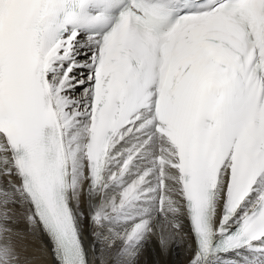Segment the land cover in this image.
I'll return each instance as SVG.
<instances>
[{"label":"snow or ice","instance_id":"1","mask_svg":"<svg viewBox=\"0 0 264 264\" xmlns=\"http://www.w3.org/2000/svg\"><path fill=\"white\" fill-rule=\"evenodd\" d=\"M18 205L53 264H264V0H0V264Z\"/></svg>","mask_w":264,"mask_h":264},{"label":"bare ground","instance_id":"2","mask_svg":"<svg viewBox=\"0 0 264 264\" xmlns=\"http://www.w3.org/2000/svg\"><path fill=\"white\" fill-rule=\"evenodd\" d=\"M85 200L87 199V183L84 185V191L82 193ZM86 210V204L84 205ZM16 211L20 217L17 227L18 236L16 239L17 248L20 253V264H53V255L51 251V244L43 231L42 226L37 225L33 228L28 224L25 213L26 208L18 205ZM185 232L189 231L187 220L183 225ZM85 243L89 248L90 255H93V244L99 250L103 249V241L92 237L87 231L85 232ZM158 245V238L153 237L146 242L145 252L147 254L155 255L156 247ZM98 254V252L96 253ZM192 252L189 250L188 241L181 242L177 238L170 247V252L165 254L167 264H187ZM261 254L254 250H249L244 247L236 252L229 253L227 255H221L220 259H217L213 264H244L247 258L251 264H256L255 257Z\"/></svg>","mask_w":264,"mask_h":264}]
</instances>
